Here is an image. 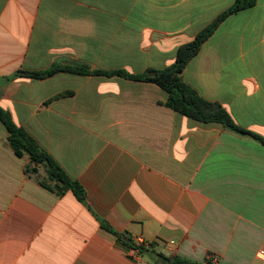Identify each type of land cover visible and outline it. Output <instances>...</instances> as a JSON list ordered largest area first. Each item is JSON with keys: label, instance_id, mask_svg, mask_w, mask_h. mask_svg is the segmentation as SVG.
Wrapping results in <instances>:
<instances>
[{"label": "crops", "instance_id": "crops-1", "mask_svg": "<svg viewBox=\"0 0 264 264\" xmlns=\"http://www.w3.org/2000/svg\"><path fill=\"white\" fill-rule=\"evenodd\" d=\"M234 1L0 0V107L86 191L83 203L43 187L0 121V264H264L260 140L179 114L152 82L11 79L163 69ZM182 75L264 139V0L223 21ZM105 226L145 241L138 260Z\"/></svg>", "mask_w": 264, "mask_h": 264}, {"label": "trees", "instance_id": "trees-1", "mask_svg": "<svg viewBox=\"0 0 264 264\" xmlns=\"http://www.w3.org/2000/svg\"><path fill=\"white\" fill-rule=\"evenodd\" d=\"M256 2L257 0H235L228 9L202 29L193 40L181 45L177 50L175 61L163 69H147L142 73L133 74L126 70L91 71L85 65L55 64L50 69L44 71L18 70L11 79L16 77L44 79L59 72H66L82 76L90 74L105 76L117 75L133 80L152 82L166 91L167 100L165 105L179 114L201 123H219L236 133L250 134L264 143V139L258 135L252 134L239 127L233 117L220 103L204 98L195 88L184 80L182 75L188 63L200 52L203 44L215 33L223 21L240 10L253 7ZM67 94L69 93H64L60 96H65ZM0 121L8 131V141L16 156L23 157L26 154L29 156L30 165L26 167V173H37L38 168H43L47 175L46 181H39L43 187L60 196L67 190H71L80 202H85L86 191L83 186L78 181L71 178L55 159L39 145L36 139L25 128L17 125L11 114L2 107H0ZM46 161L49 162V165L46 164ZM105 228L109 232L115 234L124 245L133 247V245L126 242L128 238L125 235L114 232L107 226H105ZM141 250L143 251L144 247L141 246ZM157 261L161 264H203L180 257H166L162 254H157ZM206 264H213V262L208 260Z\"/></svg>", "mask_w": 264, "mask_h": 264}, {"label": "built area", "instance_id": "built-area-1", "mask_svg": "<svg viewBox=\"0 0 264 264\" xmlns=\"http://www.w3.org/2000/svg\"><path fill=\"white\" fill-rule=\"evenodd\" d=\"M144 243H145V241L143 239L138 238V241L136 243V246H133V253H132V255H133L134 258H137V260H138V253H139L137 246L138 245H142ZM262 256H263L262 258H264V253H262Z\"/></svg>", "mask_w": 264, "mask_h": 264}, {"label": "rangeland", "instance_id": "rangeland-1", "mask_svg": "<svg viewBox=\"0 0 264 264\" xmlns=\"http://www.w3.org/2000/svg\"><path fill=\"white\" fill-rule=\"evenodd\" d=\"M33 174L37 177V179L39 181H41V180L46 181L47 180V175H46V173H45L43 168H41V173H39V174L33 173Z\"/></svg>", "mask_w": 264, "mask_h": 264}, {"label": "water", "instance_id": "water-1", "mask_svg": "<svg viewBox=\"0 0 264 264\" xmlns=\"http://www.w3.org/2000/svg\"><path fill=\"white\" fill-rule=\"evenodd\" d=\"M46 164L49 165V162L46 161ZM127 243H129V244H131V245H133V246H136V244L133 242L132 239H128V240H127Z\"/></svg>", "mask_w": 264, "mask_h": 264}]
</instances>
